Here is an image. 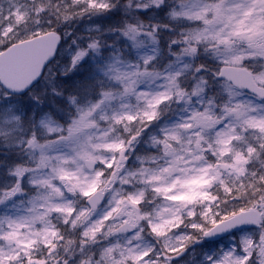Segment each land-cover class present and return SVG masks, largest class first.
Returning <instances> with one entry per match:
<instances>
[{"label": "snow or ice", "instance_id": "6c2138e0", "mask_svg": "<svg viewBox=\"0 0 264 264\" xmlns=\"http://www.w3.org/2000/svg\"><path fill=\"white\" fill-rule=\"evenodd\" d=\"M0 264H264V0H0Z\"/></svg>", "mask_w": 264, "mask_h": 264}]
</instances>
